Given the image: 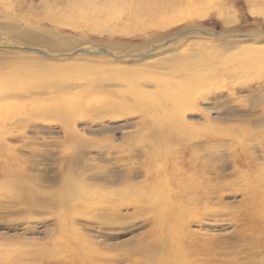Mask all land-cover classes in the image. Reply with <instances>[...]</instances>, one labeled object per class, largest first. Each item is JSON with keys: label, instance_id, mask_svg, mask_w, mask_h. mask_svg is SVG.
Returning a JSON list of instances; mask_svg holds the SVG:
<instances>
[{"label": "rangeland", "instance_id": "374dc122", "mask_svg": "<svg viewBox=\"0 0 264 264\" xmlns=\"http://www.w3.org/2000/svg\"><path fill=\"white\" fill-rule=\"evenodd\" d=\"M262 117L264 0H0V264H264Z\"/></svg>", "mask_w": 264, "mask_h": 264}, {"label": "bare ground", "instance_id": "6f19581e", "mask_svg": "<svg viewBox=\"0 0 264 264\" xmlns=\"http://www.w3.org/2000/svg\"><path fill=\"white\" fill-rule=\"evenodd\" d=\"M198 8H202V7H198ZM203 9V8H202ZM207 9V8H206ZM203 10H205V9H203ZM255 10V9H254ZM207 11V10H206ZM256 11V10H255ZM255 11H253L252 10V13L253 14H255L256 12ZM209 12V11H208ZM207 13L206 12H204V11H202V10H196L195 12H194V16L197 18V19H206V17H207ZM191 20H193V19H191ZM184 21H187L184 17H174V16H168V17H166L165 19H163V21H161L160 22V25L159 24H157L158 26V29H166V28H169V27H173V26H175V25H178V24H181V23H183ZM189 21V20H188ZM30 40L32 41V42H34V41H40V40H42V38H40V37H36V36H33V37H31L30 38ZM257 121L255 122V124H259V125H263V122H264V118L262 117V118H259V119H256ZM74 131H72V136H74V135H78L79 134V132L77 131V130H75V129H73ZM71 190H69V192H70ZM173 220V219H172ZM190 238V237H189ZM155 245V244H154ZM153 245V246H154ZM155 246H157V245H155ZM156 248V247H155ZM158 248V247H157ZM157 248H156V250H157ZM169 249L171 250L172 248L171 247H169ZM147 251H149V249L147 250ZM153 251H154V249H153ZM169 254V253H168ZM171 254H172V252H170V255H168V256H171ZM167 264H178V263H176V262H174V261H171L170 263H167Z\"/></svg>", "mask_w": 264, "mask_h": 264}]
</instances>
